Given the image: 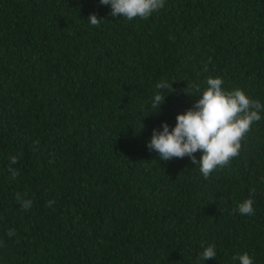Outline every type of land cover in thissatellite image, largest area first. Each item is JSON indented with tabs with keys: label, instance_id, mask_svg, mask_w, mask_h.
Segmentation results:
<instances>
[{
	"label": "trees",
	"instance_id": "1",
	"mask_svg": "<svg viewBox=\"0 0 264 264\" xmlns=\"http://www.w3.org/2000/svg\"><path fill=\"white\" fill-rule=\"evenodd\" d=\"M209 76L264 103V0H166L131 21L99 0H0V264H199L208 244L203 264H264V119L208 180L146 147ZM249 196L255 214L234 212Z\"/></svg>",
	"mask_w": 264,
	"mask_h": 264
},
{
	"label": "clouds",
	"instance_id": "2",
	"mask_svg": "<svg viewBox=\"0 0 264 264\" xmlns=\"http://www.w3.org/2000/svg\"><path fill=\"white\" fill-rule=\"evenodd\" d=\"M165 2L166 0H99L101 5L110 6L111 16L124 17L128 21L135 18L148 19L154 12L164 8ZM87 19L92 27H99L103 20L95 13H90ZM169 81L161 79L156 83V91L151 100L154 111L164 102L166 92L173 90ZM224 83V79L219 76H209L203 90L199 83H192L190 87L194 91L185 92L197 96L194 104L184 112L177 113L176 123L171 129L165 121L161 122L160 129L154 128L146 147L157 152L163 161L187 156L193 165L199 166V172L205 180L210 178L214 170L229 165L239 155L242 140L246 139L251 126L264 119L261 115L264 113V103L241 88L226 89ZM198 150L201 152L199 159L195 155ZM19 155L17 153L9 157L8 171L13 180L20 175L19 170L12 167L18 163ZM15 199L24 210L33 206V200L26 193L17 192ZM254 203V199L249 196L233 211L252 216L255 214ZM54 204V200L48 202L49 207ZM7 234L15 235V229H9ZM216 255L215 244L202 245L199 264L215 259ZM232 259L238 260L239 264H254L253 257L247 252L234 255Z\"/></svg>",
	"mask_w": 264,
	"mask_h": 264
}]
</instances>
